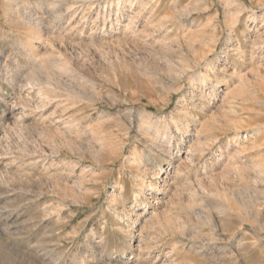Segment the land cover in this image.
<instances>
[{
  "label": "rangeland",
  "instance_id": "374dc122",
  "mask_svg": "<svg viewBox=\"0 0 264 264\" xmlns=\"http://www.w3.org/2000/svg\"><path fill=\"white\" fill-rule=\"evenodd\" d=\"M0 264H264V0H0Z\"/></svg>",
  "mask_w": 264,
  "mask_h": 264
},
{
  "label": "bare ground",
  "instance_id": "6f19581e",
  "mask_svg": "<svg viewBox=\"0 0 264 264\" xmlns=\"http://www.w3.org/2000/svg\"><path fill=\"white\" fill-rule=\"evenodd\" d=\"M231 42H232V39L230 38V39L228 40L227 44H230ZM207 80H208V78H207L206 76H203V77H202V83H201V84H205ZM39 95H40V94H39ZM5 160H6V159H3V161H5ZM170 161H172V157H171V155H167V156H162V157H161V163H167V162H170ZM141 163H142V164H145V163H146V158H145V159H142V160H141ZM160 175H161V173H159V174L156 176V180L161 179ZM150 185H151V190L153 191V190L155 189V186L152 185V184H150Z\"/></svg>",
  "mask_w": 264,
  "mask_h": 264
}]
</instances>
